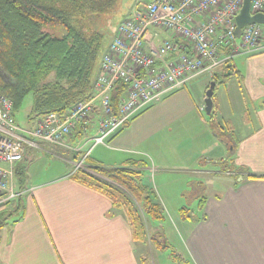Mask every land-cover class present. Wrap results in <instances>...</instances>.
<instances>
[{
  "label": "crops",
  "instance_id": "crops-1",
  "mask_svg": "<svg viewBox=\"0 0 264 264\" xmlns=\"http://www.w3.org/2000/svg\"><path fill=\"white\" fill-rule=\"evenodd\" d=\"M159 33L160 40H173L169 33ZM177 42L189 50L186 41L177 39ZM223 68L220 66L211 73L212 83L216 74L224 72ZM236 71L238 74L232 78L245 93L242 99L253 103L254 110L247 109L246 121L242 122V138L234 137L232 141L230 109L225 110L222 104L218 106L220 113L215 124L224 129L227 136L219 138L214 134V140L217 142L215 146L220 144L229 151L226 158L223 154L226 169L212 172L190 169L183 164L165 168L167 172L173 169L191 176V191L187 195L199 189L196 184L203 188L196 180L212 174L223 185L215 194L204 196L200 204L202 216L191 221L186 230L185 248L194 264H264V180L247 177L248 174L264 176V52L247 56L244 71L237 68ZM99 75L100 72L97 77ZM185 91L166 95L162 103L170 108L179 107V120L187 119L197 105L190 88ZM226 98L220 102L230 108V95L227 94ZM247 106H250L249 102ZM94 115L98 119L101 117L99 110ZM40 118H36L34 124ZM137 118H132L129 123ZM93 119L90 131L93 130L87 139V135L78 129L61 145L38 141L37 148L26 149L23 161L16 166L14 179L15 190L22 195L0 207V213L16 215V219L0 223V264H141L139 246L133 240L132 230L123 213L116 211L104 196L71 180L77 165L84 161L83 169H87L92 151L101 146L91 150V142L87 144L98 132V119L97 126ZM230 143L236 147L231 160ZM75 149H80V152ZM37 152L65 162L70 166L69 172L63 169L45 179L31 178L27 186L25 176L21 179L20 175L29 170L27 162ZM230 161L232 166L247 169L248 173L231 172ZM199 195L203 197V192ZM8 208L10 211H6Z\"/></svg>",
  "mask_w": 264,
  "mask_h": 264
},
{
  "label": "built area",
  "instance_id": "built-area-1",
  "mask_svg": "<svg viewBox=\"0 0 264 264\" xmlns=\"http://www.w3.org/2000/svg\"><path fill=\"white\" fill-rule=\"evenodd\" d=\"M244 2L137 0L102 60L93 96L64 115L41 117L32 129H22L16 123L13 101L0 94V206L22 195L14 187L16 166L23 161L27 148L38 147V141L61 145L78 129L87 139L93 115L99 110L97 135L87 144L91 142V150L105 145L132 118L167 94L204 73H213L236 56L263 53L264 25H247L240 39L235 35L236 18ZM251 11L264 14V0H251ZM159 31L169 33L173 40H160ZM177 39L186 41L189 50ZM227 48L230 55L224 54ZM121 83L126 89L115 112L112 94ZM83 165L84 161L80 162L77 170Z\"/></svg>",
  "mask_w": 264,
  "mask_h": 264
},
{
  "label": "trees",
  "instance_id": "trees-1",
  "mask_svg": "<svg viewBox=\"0 0 264 264\" xmlns=\"http://www.w3.org/2000/svg\"><path fill=\"white\" fill-rule=\"evenodd\" d=\"M111 5L110 0H0V94L13 101L14 113L28 94L34 97L37 117L64 115L93 96L104 36L90 24ZM224 54L230 55V48ZM232 60L221 66L226 72L223 83L238 74L236 67L230 66ZM217 81L216 74L214 83ZM125 89L121 83L112 94L115 112ZM213 114L214 111L210 116ZM211 123L214 134L219 138L227 136L224 129ZM230 136L233 141L232 129ZM230 144L233 156L236 147ZM88 164L87 169H78L71 180L104 196L116 211L122 212L136 244L168 248L159 233L151 236L148 232V219L165 218L159 195L144 181L149 164L130 161L116 168L91 161ZM235 170L248 173L242 167L233 166L232 172ZM247 177L264 180V176ZM204 199L203 196L201 203ZM174 258L181 261L178 256Z\"/></svg>",
  "mask_w": 264,
  "mask_h": 264
},
{
  "label": "rangeland",
  "instance_id": "rangeland-1",
  "mask_svg": "<svg viewBox=\"0 0 264 264\" xmlns=\"http://www.w3.org/2000/svg\"><path fill=\"white\" fill-rule=\"evenodd\" d=\"M110 1L112 5L107 11L90 24L91 29L101 31L104 36L98 72H101L102 60L117 34L118 26L130 16L137 2V0ZM246 59V55H239L229 63L231 67H236L243 72ZM211 73H204L198 79L196 78L197 80L193 83L191 82L189 85L167 94L168 96L181 93L190 88V92L196 97L197 105L187 119L179 120L180 108L164 106L162 103L166 98H163L159 103L150 106L143 111L144 113L139 114L141 116L138 115L134 122H130L128 126L120 130L112 140H107L106 145L98 146L92 151L90 160L93 163H99L110 168L125 166L130 161H144L149 164V170L144 181L157 190L161 203H165V205L163 204L165 218L162 221L148 219V232L151 236L159 233L168 248L160 250L153 244H147L145 247L137 244L139 246L138 251L142 255V259L145 260L144 264H194L185 248L186 230L191 221L202 216L200 205L202 196L200 197L199 194L203 192V196L213 195L223 185L218 183L215 175L212 174L206 176L207 178H202V180H196L201 183L203 188L196 184L195 186L199 189L187 195L188 191H191L189 188L193 181L191 176L187 172L177 170L175 172L173 169H170L173 172H167L165 168H173V166H178L177 164H183V166L195 170L206 169L213 172L219 169V171H223L227 167L224 158L227 157L229 151L225 147L219 146L220 144L215 146L217 142L214 140L215 135L211 127V122H215L220 113L218 106L222 104L225 110L230 109V122L232 124H230V129L234 130L237 139L244 135L242 122L246 118L247 109H250L251 112L254 110L253 103L247 99H242L241 96L245 93L240 89L235 78L223 83L226 74L224 71L218 75V81L214 88V114L212 117L207 115L205 100L207 88L212 84ZM227 94L230 95L232 102H230V108L221 103L227 99ZM247 102L250 104L249 107ZM14 116L16 123L22 129L35 126L34 122L38 117L34 113L32 94L26 96ZM97 119L98 117L93 119L96 126ZM91 126L94 127L93 124ZM223 154H225L224 158ZM231 158L230 153V160ZM27 165L29 170L26 174L20 175L21 179L25 176L27 186L30 185L31 178L34 180L45 179L59 174L63 169L69 172L70 168L55 156H48L40 152H37L34 158H30ZM232 170L233 166L230 161V171L232 172ZM7 210L10 211V208ZM14 219H16V215H10V212L0 213V223ZM174 256L181 258V261L175 260Z\"/></svg>",
  "mask_w": 264,
  "mask_h": 264
},
{
  "label": "water",
  "instance_id": "water-1",
  "mask_svg": "<svg viewBox=\"0 0 264 264\" xmlns=\"http://www.w3.org/2000/svg\"><path fill=\"white\" fill-rule=\"evenodd\" d=\"M237 28L235 35L238 39L241 38L242 30L247 25H264V14H252L251 0H245L244 5L240 11V14L236 18ZM215 83H212L208 91L206 92L205 111L207 115H211L214 109L213 94Z\"/></svg>",
  "mask_w": 264,
  "mask_h": 264
}]
</instances>
